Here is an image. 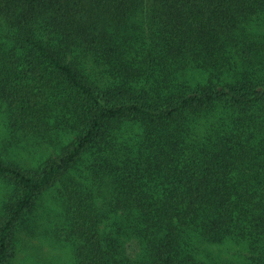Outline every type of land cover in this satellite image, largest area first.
<instances>
[{"label": "trees", "instance_id": "obj_1", "mask_svg": "<svg viewBox=\"0 0 264 264\" xmlns=\"http://www.w3.org/2000/svg\"><path fill=\"white\" fill-rule=\"evenodd\" d=\"M1 23L0 101L53 153L0 158V264L55 187L75 264H264V0H0Z\"/></svg>", "mask_w": 264, "mask_h": 264}, {"label": "rangeland", "instance_id": "obj_2", "mask_svg": "<svg viewBox=\"0 0 264 264\" xmlns=\"http://www.w3.org/2000/svg\"><path fill=\"white\" fill-rule=\"evenodd\" d=\"M7 31V26L1 23L0 42ZM52 153L53 147L16 126L7 107L0 101V158L5 162L29 163L34 167ZM57 188L46 191L26 215L16 234V253L11 264H75L73 238L68 233ZM11 191L9 181L0 177V217Z\"/></svg>", "mask_w": 264, "mask_h": 264}]
</instances>
